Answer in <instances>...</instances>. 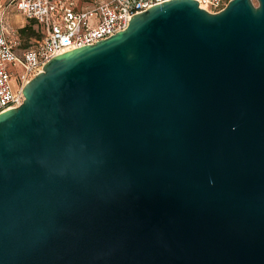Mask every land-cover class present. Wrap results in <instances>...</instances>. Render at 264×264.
I'll return each instance as SVG.
<instances>
[{
    "label": "water",
    "instance_id": "95a60500",
    "mask_svg": "<svg viewBox=\"0 0 264 264\" xmlns=\"http://www.w3.org/2000/svg\"><path fill=\"white\" fill-rule=\"evenodd\" d=\"M22 94L0 264H264V0L156 4Z\"/></svg>",
    "mask_w": 264,
    "mask_h": 264
},
{
    "label": "built area",
    "instance_id": "2783aa9c",
    "mask_svg": "<svg viewBox=\"0 0 264 264\" xmlns=\"http://www.w3.org/2000/svg\"><path fill=\"white\" fill-rule=\"evenodd\" d=\"M168 0H14L28 21H34L39 37L22 44L17 31H9L6 10L0 4V114L23 100L22 87L52 57L77 47L92 45L124 30L131 17ZM200 8L219 12L229 0H196ZM19 65L24 74L19 87H11L8 64Z\"/></svg>",
    "mask_w": 264,
    "mask_h": 264
},
{
    "label": "rangeland",
    "instance_id": "374dc122",
    "mask_svg": "<svg viewBox=\"0 0 264 264\" xmlns=\"http://www.w3.org/2000/svg\"><path fill=\"white\" fill-rule=\"evenodd\" d=\"M2 5L5 7L6 10V20H7V24L9 25V27H13V29L15 31H17V33L20 35L19 33V28H21L23 25L28 23V20L23 19L22 14H20L16 8H15V2L14 0H1ZM20 17V21H16L15 19ZM23 24V25H22ZM36 31L38 32L37 26L34 25L33 26ZM21 43L22 44H30L33 43L35 39H37L39 37V32L37 33V35L35 36H31V37H26V36H19ZM9 66V70L12 72V76H11V87L13 89V91H16L19 87L20 84V79L24 74V71L22 69V67H20L19 65H13L11 63L8 64Z\"/></svg>",
    "mask_w": 264,
    "mask_h": 264
},
{
    "label": "trees",
    "instance_id": "16d2710c",
    "mask_svg": "<svg viewBox=\"0 0 264 264\" xmlns=\"http://www.w3.org/2000/svg\"><path fill=\"white\" fill-rule=\"evenodd\" d=\"M34 21H29L27 24L19 28V33L22 36L31 37L37 35L36 29L33 27Z\"/></svg>",
    "mask_w": 264,
    "mask_h": 264
},
{
    "label": "crops",
    "instance_id": "0c3cea01",
    "mask_svg": "<svg viewBox=\"0 0 264 264\" xmlns=\"http://www.w3.org/2000/svg\"><path fill=\"white\" fill-rule=\"evenodd\" d=\"M79 1V3H81V1L84 3V4H86V3H88V1L89 0H78ZM0 4L2 5V2H1V0H0ZM3 6V5H2ZM4 7V6H3ZM5 8V7H4ZM16 8V7H15ZM17 10V9H16ZM18 11V10H17ZM20 13V12H19ZM23 19H25L24 17H23ZM16 21L18 20V21H20L21 19H20V17H18V18H16L15 19ZM29 22V21H28ZM6 24H7V20H6ZM23 25V24H22ZM7 26H8V28H9V31L11 32L12 30L14 31V29H13V27L11 28V27H9V25L7 24ZM24 26V25H23ZM20 36V35H19Z\"/></svg>",
    "mask_w": 264,
    "mask_h": 264
}]
</instances>
